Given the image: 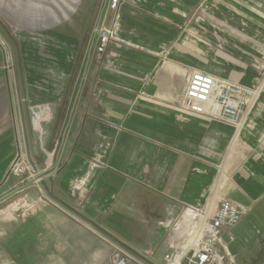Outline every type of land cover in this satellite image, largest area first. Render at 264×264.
Segmentation results:
<instances>
[{
    "label": "crops",
    "instance_id": "crops-1",
    "mask_svg": "<svg viewBox=\"0 0 264 264\" xmlns=\"http://www.w3.org/2000/svg\"><path fill=\"white\" fill-rule=\"evenodd\" d=\"M112 1L97 23L116 37L82 75L0 81V187H22L0 201V264H113V243L40 180L146 264L215 187L247 209L223 228L228 254L264 264V0ZM196 69L262 83L239 129L179 107ZM18 158L33 182L11 173Z\"/></svg>",
    "mask_w": 264,
    "mask_h": 264
},
{
    "label": "built area",
    "instance_id": "built-area-1",
    "mask_svg": "<svg viewBox=\"0 0 264 264\" xmlns=\"http://www.w3.org/2000/svg\"><path fill=\"white\" fill-rule=\"evenodd\" d=\"M98 31L103 35L105 45L109 38L102 28L99 27ZM261 89L262 83L246 86L236 80L196 69L189 75L179 107L187 112L203 115L212 121L214 119L232 124L239 129L245 121L247 112L255 106ZM52 163L50 157L48 165ZM10 170L13 175L20 178L21 183L34 178L28 175L29 170L23 159L14 160ZM214 191L215 187L210 198L200 207H186L182 216L173 224L172 229L176 233L177 242L169 244V251L164 254L163 264H235L227 252L222 231L225 227L235 225L247 209L245 205L231 199L214 198ZM104 236L114 246L113 264H146L117 242ZM229 238L232 239V236Z\"/></svg>",
    "mask_w": 264,
    "mask_h": 264
},
{
    "label": "rangeland",
    "instance_id": "rangeland-1",
    "mask_svg": "<svg viewBox=\"0 0 264 264\" xmlns=\"http://www.w3.org/2000/svg\"><path fill=\"white\" fill-rule=\"evenodd\" d=\"M103 1L0 0V81L63 77L71 64V76L82 75ZM95 35L90 64L98 56L96 42L103 44L100 31Z\"/></svg>",
    "mask_w": 264,
    "mask_h": 264
},
{
    "label": "water",
    "instance_id": "water-1",
    "mask_svg": "<svg viewBox=\"0 0 264 264\" xmlns=\"http://www.w3.org/2000/svg\"><path fill=\"white\" fill-rule=\"evenodd\" d=\"M99 23H100V20L99 22L96 24L95 28H94V33H93V39H92V42H91V45L89 47V53H88V57H87V61L85 63V69H84V72L87 70V67H88V60L91 56V52H92V46H93V43L95 41V37H96V32L99 28ZM73 112V110H72ZM72 112L70 114V118L72 116ZM69 118V120H70ZM52 168V167H51ZM50 168H46L45 172L49 171ZM39 177V176H38ZM37 178V177H36ZM34 181V178L33 179H30L28 180V183H31ZM40 183L44 186V188L46 189L49 197L52 199H55L57 202H59L62 206H64L66 209H69L71 212L75 213L78 217H80L81 219L83 218L87 223H89L91 226L95 227L96 229H99L104 235H106L108 238H110L111 240H113L114 242H117L119 245H121L125 250H128L130 253H132L134 256H137L138 258H140L141 260H144L145 262L149 263L148 259L145 257V256H141L140 254H138L136 251H134L130 246L126 245L125 243L123 242H120L118 239H116L113 235H111L109 232H107L103 227H100L98 224H95L93 221H91L89 218H87L83 213H80L77 209H75L74 207H72L70 204L64 202L63 200L57 198L55 195H53V193L50 191V189L48 188V185L45 183L44 180H40ZM22 189V187H18V188H15L13 190H9V185H5L3 187H0V201H2V199H5L7 198V196L15 193L16 191Z\"/></svg>",
    "mask_w": 264,
    "mask_h": 264
},
{
    "label": "trees",
    "instance_id": "trees-1",
    "mask_svg": "<svg viewBox=\"0 0 264 264\" xmlns=\"http://www.w3.org/2000/svg\"><path fill=\"white\" fill-rule=\"evenodd\" d=\"M79 60V59H78Z\"/></svg>",
    "mask_w": 264,
    "mask_h": 264
}]
</instances>
